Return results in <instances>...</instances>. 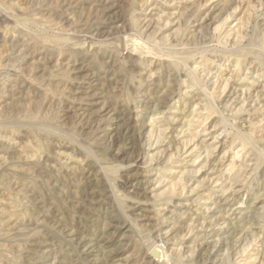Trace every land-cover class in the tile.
Listing matches in <instances>:
<instances>
[{"label": "rangeland", "instance_id": "obj_1", "mask_svg": "<svg viewBox=\"0 0 264 264\" xmlns=\"http://www.w3.org/2000/svg\"><path fill=\"white\" fill-rule=\"evenodd\" d=\"M172 1L0 0V264H264V0Z\"/></svg>", "mask_w": 264, "mask_h": 264}, {"label": "bare ground", "instance_id": "obj_2", "mask_svg": "<svg viewBox=\"0 0 264 264\" xmlns=\"http://www.w3.org/2000/svg\"><path fill=\"white\" fill-rule=\"evenodd\" d=\"M148 1H149V0H148ZM170 1H172V0H170ZM179 1H181V0H179ZM209 1H210V0H209ZM226 1H227V0H226ZM66 2H67V1H66ZM172 2H173V1H172ZM207 2H208V1H207ZM222 2H223V0H222ZM225 4H226V3H225ZM33 5H34V4H33ZM222 5H223V4H222ZM71 6H72V5H71ZM32 7H33V6H32ZM215 7H216V6H215ZM212 8H213V7H212ZM184 9H186V8H184ZM136 11H137V10H136ZM134 12H135V11H134ZM184 12H185V11H184ZM184 12H183V14L185 15ZM193 12H194V11H193ZM8 13H9V12H8ZM232 13H233V12H232ZM135 14H136V13H135ZM183 14H182V15H183ZM186 14H187V11H186ZM188 14H189V13H188ZM180 15H181V14H180ZM180 15H179V16H180ZM227 15H228V14H227ZM231 15H232V14H231ZM5 16H7V15H5L4 12L0 11V23H1V22H4ZM7 17H8V16H7ZM9 17H10V16H9ZM186 17H187V16H186ZM186 17H185V18H186ZM229 17H230V16H229ZM17 18H18V17H17ZM130 18H131V17H130ZM136 18H137V17H136ZM183 18H184V17H183ZM24 19H25V18H24ZM140 19H141V18H140ZM7 20H8V19H7ZM138 20H139V19H138ZM144 20H145V19H144ZM185 20H187V19H185ZM185 20H184V21H185ZM5 21H6V20H5ZM27 21H28V20H27ZM27 21H26V22H27ZM132 21L134 22V20H132ZM26 22H25V23H26ZM136 22H137V21H136ZM142 22H143V21H142ZM144 22H145V21H144ZM9 23H10V22H9ZM9 23H8V24H9ZM17 23H18V22H17ZM168 23H169V22H168ZM179 23H180V22H179ZM179 23H178V24H179ZM183 23H184V22H183ZM188 23H189V21H188ZM4 24H5V23H4ZM136 24H137V23H136ZM136 24H135V25H136ZM148 24H149V23H148ZM166 24H167V23H166ZM178 24H177V25H178ZM184 24H185V23H184ZM186 24H187V23H186ZM9 25H10V24H9ZM27 25H28V24H27ZM27 25H26V26H27ZM179 25H180V24H179ZM182 25H183V24H182ZM187 25H188V24H187ZM2 26H3V25H2ZM10 26H11V25H10ZM13 26H14V25H13ZM19 26H20V25H19ZM22 26H23V25H22ZM138 26L140 27L139 24H138ZM138 26H137V28H138ZM143 26H144V25H142L141 28H143ZM0 27H1V26H0ZM20 27H21V26H20ZM23 27H25V26H23ZM41 27H42V26H41ZM144 27H145V26H144ZM147 27H148V26H147ZM149 27H150V26H149ZM239 27H240V26H239ZM21 28H22V27H21ZM183 28H184V27H183ZM24 29H25V28H24ZM26 29H27V28H26ZM146 29H148V28H146ZM151 29H152V28H151ZM179 29H181V27H179ZM189 29H190V28H189ZM239 29H241V28H239ZM16 30H17V29H16ZM20 30H21V29H20ZM243 30H244V29H243ZM23 31H24V30H23ZM28 31H29L28 33L30 34V37H32V33H30V30H29V29H28ZM32 31H33V30H32ZM32 31H31V32H32ZM137 31H138V30H137ZM137 31H136V32H137ZM139 31H140V29H139ZM146 31H147V30H146ZM152 31H153V30H152ZM234 31H235V30H234ZM238 31H239V30H238ZM241 31H242V30H241ZM26 32H27V31L25 30L24 33L27 34ZM34 32H35V31H34ZM142 32H144V31H142ZM142 32H141V33H142ZM149 32H150V31H149ZM156 32H157V31H156ZM183 32H185V31H183ZM183 32H181V33L183 34ZM236 32H237V30H236ZM3 33H4V32H2V34H3ZM36 33L39 35V33H42V32H39V33L36 32ZM36 33H33V34L35 35ZM141 33H140V34H141ZM153 33H155V32H153ZM199 33H200V32H199ZM2 34H1V35H2ZM25 34H24V36H25ZM29 34H28V35H29ZM37 34H36V35H37ZM42 34H43V33H42ZM42 34H40V36H41ZM136 34H137V33H136ZM189 34H190V33H189ZM189 34H188V35H189ZM194 34H195V33H194ZM194 34H193V36H194ZM237 34H239V32H238ZM237 34H236V35H237ZM36 35H35V36H36ZM38 35H37V36H38ZM141 35H142V34H141ZM143 35H144V34H143ZM147 35H148V38H149L151 35L153 36V34L150 35L149 33H147ZM177 35H178V34H177ZM243 35H244V34H243ZM4 36H5V35H4ZM37 36H36V37H37ZM195 36H196V35H195ZM202 36H203V34H202ZM5 37H7V36H5ZM10 37H11V36H10ZM41 37H42V36H41ZM43 37H44V36H43ZM46 37H47V36H46ZM145 37H146V36H145ZM145 37H144L143 39H145ZM198 37H199V36H198ZM26 38H27V37H26ZM28 38H29V37H28ZM37 38H38V37H37ZM151 38H152V37H151ZM154 38H155V37H153V39H151V40H154ZM156 38L158 39L159 37H156ZM156 38H155V39H156ZM196 38H197V37H196ZM234 38H235V36H234ZM23 39H24V38H23ZM33 39H35V38L32 37V40H33ZM45 39H47V38H45ZM45 39H43V41H44ZM149 39H150V38H149ZM149 39H148V40H149ZM163 39H164V38H163ZM165 39H167V36L165 37ZM182 39H183V38H182ZM187 39H188V38H187ZM193 39H194V37H193ZM197 39H199V38H197ZM197 39H196V40H197ZM235 39H236V38H235ZM30 40H31V39H30ZM30 40H29V41H30ZM36 40H37V39H35V41H36ZM38 40H40V39H38ZM47 40H49V39H47ZM50 40H51V39H50ZM145 40H146V39H145ZM188 40H189V39H188ZM188 40H187V41H188ZM200 40H201V39H200ZM237 40H238V39H237ZM239 40H240V39H239ZM239 40H238V41H239ZM3 41H4V40H3ZM26 41H27V40H26ZM29 41H28V42H29ZM40 41H42V40H40ZM146 41H147V40H146ZM146 41H145V42H146ZM158 41H159V40H158ZM187 41H186V42H187ZM234 41H235V40H234ZM9 42H10V41H9ZM15 42H16V41H15ZM140 42H141V41H140ZM151 42H152V41H151ZM151 42H150V43H151ZM166 42H169V40L166 41ZM183 42H184V41H183ZM3 43H4V42H3ZM17 43H19V42H17ZM26 43H27V42H26ZM26 43H25V44H26ZM36 43H37V42H36ZM156 43H157V41H156ZM163 43H164V42H163ZM163 43H162V44H163ZM169 43H171V42H169ZM169 43H167V44H169ZM176 43L180 44L179 41L176 42ZM197 43H198V42H197ZM0 44H1V43H0ZM4 44H5V43H4ZM74 44H75V43H74ZM77 44H78V43H77ZM77 44H75V45H77ZM146 44H147V42H146ZM151 44H154V43L152 42ZM157 44H158V43H157ZM162 44H161V45H162ZM171 44H172V43H171ZM173 44H174V43H173ZM183 44H185V43H182L181 45L183 46ZM189 44H191V43H189ZM6 45H7V44H5V46H6ZM40 45H41V44H40ZM80 45H82V44L80 43ZM141 45H142V44H140V46H141ZM154 45H155V44H154ZM163 45H164V44H163ZM5 46H3V47H5ZM7 46H8V45H7ZM7 46H6V47H7ZM10 46H11V45H10ZM10 46H9V47H10ZM37 46H38V45H37ZM140 46H139L138 48H140ZM142 46H143V45H142ZM159 46H160V45H159ZM164 46H166V45H164ZM168 46H170V48H173V47H171V46H173V45H170V44H169ZM27 47H28V46H27ZM74 47H75V46H74ZM143 47H145V46H143ZM176 47H178L177 44H176ZM16 48H17V47H16ZM20 48H21V47H20ZM141 48H142V47H141ZM146 48H148V47H146ZM146 48H144V49H146ZM183 48H186V47H183ZM11 49H14V50H15L14 47H13V48L11 47ZM11 49H9V52H10ZM238 49H239V48H238ZM146 50H147V49H146ZM184 50H187V49H184ZM184 50H183V54H184ZM233 50H236V49L233 48ZM11 51H12V50H11ZM18 51H19V50H18ZM144 51H145V50H144ZM144 51H143V52L141 51L142 54H144ZM148 51H149V49H148ZM148 51H145V54H146ZM230 51H231V50H230ZM239 51H240V49H239ZM239 51H238V52H239ZM3 52H5V50H4ZM6 52L8 53V51H6ZM6 52H5V53H6ZM139 52H140V51H139ZM141 52H140V53H141ZM149 52H150V51H149ZM228 52H229V51H228ZM240 52H245V53H246V50H245V51H240ZM247 52H248V51H247ZM249 52H250V51H249ZM249 52H248V55H249ZM14 54H15V53H14ZM18 54H19V53H18ZM230 54H231V53H230ZM236 54H237V51H236ZM251 54H252V52H250V55H251ZM6 55H7V54H6ZM10 55H11V53H10ZM146 55H147V54H146ZM185 55H186V54H184L183 56H185ZM256 55H257V54H256ZM256 55H255V57H256ZM143 56H144V55H143ZM186 56H187V55H186ZM237 56H238V55H236L235 57H237ZM241 56H242V55H241ZM258 56H259L260 58L262 57V56H260V55H258ZM258 56H257V58H259ZM139 57H141V56H139ZM253 57H254V56H253ZM184 58H185V57H184ZM238 58H239V57H238ZM10 59H11V58H10ZM159 59H160V58H159ZM236 59H237V58H236ZM236 59H235V60H236ZM241 59H242V58H241ZM251 59H252V58H251ZM16 60H17V59H16ZM170 60H171V59H170ZM245 60H246V58H245ZM258 60H259V59H258ZM260 60H261V59H260ZM262 60H264V58H262ZM174 61H175V60H174ZM174 61L172 60V61H170V63L172 62V64H173V63H175ZM181 61H182V60H181ZM181 61L178 59V64H179V62L181 63ZM239 61H240V60H239ZM159 62H160V61H159ZM263 62H264V61H263ZM7 63H8V62H7ZM184 63H185V65H186V62H184ZM184 63H182L183 66H185ZM238 63H239V62H238ZM258 63H259V61H258ZM162 64H163V63H162ZM162 64H161V65H162ZM176 64H177V63H176ZM0 65H1V64H0ZM6 65H7V64H6ZM182 65H181V66H182ZM174 66H175V65H174ZM179 66H180V65H179ZM181 66H180V67H181ZM186 66H188V65H186ZM175 67H176V66H175ZM177 67H178V66H177ZM260 67H262V66H260ZM181 68H182V67H181ZM186 68H187V67H186ZM186 68H185V69H186ZM190 68H191V67H190ZM177 69H178V68H176V70H177ZM195 69H197V67H196ZM204 70H205V69H204ZM178 71H179V70H178ZM192 71H193V70H192ZM190 72H191V71H189V73H190ZM259 72H260V71H259ZM259 72H258V73H259ZM189 73H188V74H189ZM207 73H208V72H207ZM209 73H210V72H209ZM201 74H202V73H201ZM260 74H261V73H260ZM6 75H7V74H6ZM182 75H183V74H182ZM203 75H204V74H203ZM2 76H4V75H2ZM9 76H10V75H9ZM188 76H189L190 78H193V77L190 76V75H188ZM263 76H264V75H263ZM263 76H262V77H263ZM169 78H171V77H169ZM204 78H205V77H204ZM263 78H264V77H263ZM2 79H3V78H2ZM205 79H206V78H205ZM216 79H217V78H216ZM192 80H194V79H192ZM195 80H196V78H195ZM197 80H198V76H197ZM197 80H196V81H197ZM263 80H264V79H263ZM1 81H2V80H1ZM200 81H201V79H200ZM214 81H215V80H214ZM214 81H213V83H214ZM216 81H217V80H216ZM226 81H227V80H226ZM226 81H225V82H226ZM180 82H181V81H180ZM194 82H195V81H194ZM198 82H199V81H198ZM207 82H208V81H207ZM219 82H220V80H219ZM74 83H75V82H74ZM177 83H178V82H177ZM177 83H176V84H177ZM200 83H201V82H200ZM215 83H216V82H215ZM187 84H188V83H187ZM227 84H228V83H227ZM169 85H170V84H169ZM198 85H199V84H198ZM214 85H215V84H214ZM254 85H255V84H254ZM194 86H195V85H194ZM212 86H213V85H212ZM212 86H211V87H212ZM0 87H1V86H0ZM3 87H4V86H3ZM3 87H2V88H3ZM176 87H177V86H176ZM190 87H191V86H190ZM192 87H193V85H192ZM198 87H199V86H198ZM225 87L227 88L226 85H225ZM162 88H163V87H162ZM170 88H171V87H170ZM221 88H223V87H221ZM226 88H224V89H226ZM101 90H102V89H101ZM165 90H166V89H165ZM195 90H196V89H195ZM198 90H199V89H198ZM201 90H202V89H201ZM206 90H207V89H206ZM222 90H223V89H222ZM235 90L237 91V89H235ZM3 91H4V90H3ZM3 91H2V92H3ZM202 91H203V90H202ZM204 91H205V90H204ZM208 91H209V90H208ZM231 91H232V90H231ZM162 92H163V91H162ZM165 92H166V91H165ZM172 92H173V90H172ZM185 92H186V91H185ZM200 93H201V92H200ZM203 93L205 94V92H203ZM209 93H210V92H209ZM236 93H237V92H236ZM167 94H168V93H167ZM191 94H192V93H191ZM207 94H208V93H207ZM207 94H206V95H207ZM230 94H231V93H230ZM94 95H95V94H94ZM160 95H161V93H160ZM200 95L202 96V94H200ZM210 95H211V94H210ZM162 96H163V95H162ZM208 96H209V95H208ZM208 96H206V97L208 98V101H209V102H210V100L212 101V99H210ZM211 96L213 97V95H211ZM234 96H235V95H234ZM262 96H264V95H262ZM163 97H164V96H163ZM212 97H211V98H212ZM232 97H233V96H232ZM238 97H239V96H238ZM240 97H241V96H240ZM242 97H244V96H242ZM259 97H260V96H259ZM191 98H192V97H191ZM247 98H248V97H247ZM209 99H210V100H209ZM243 99H244V98H243ZM256 99H258V98H256ZM157 100H158V99H157ZM213 100H214V98H213ZM233 100H234V99H233ZM237 100H238V99H237ZM254 100H255V98H254ZM201 101H202V100H201ZM240 101H242V98H241ZM245 101H246V100H245ZM245 101H244L243 104L246 103ZM163 102H164V101H163ZM203 102H204V101H203ZM248 102H249V101H248ZM253 102H255V101H253ZM210 103H211V102H210ZM213 103H214V102L212 101V106H213ZM227 103H228V102H227ZM259 103H260V101H259ZM205 104H206V102H205ZM214 104H215V103H214ZM238 104H239V103H238ZM243 104H241V106H243ZM250 104H251V103H250ZM256 104H258V103H256ZM157 105H158V104H157ZM195 105H196V104H195ZM229 105H232V104L229 103ZM239 105H240V104H239ZM246 105H247V104H246ZM252 105H254V104H252ZM153 106H154V105H153ZM208 106H209V105H208ZM215 106H217V105H214L215 111H218V110H216L217 107H215ZM233 106H234V105H233ZM237 106H238V105H237ZM166 107H167V106H166ZM196 107L198 108V106H196ZM204 107H205V111H206L207 108H206V106H204V105H203V109H201V110H204ZM247 107H248V106H247ZM252 107H253V106H252ZM254 107H255V106H254ZM197 108H196V110H197ZM208 108H209V107H208ZM212 108H213V107H212ZM214 108H213V111H214ZM74 109H75V108H74ZM235 109H237V108H235ZM241 109H242V108H241ZM241 109H240V110H241ZM251 109H252V108H251ZM160 110H161V109H160ZM160 110H159V111H160ZM242 110L244 111L245 109H242ZM251 111H252V110H251ZM246 112H247V110H246ZM199 113H200V112H199ZM216 113H218V112H216ZM237 113H239V112H237ZM244 113H245V112H244ZM158 114H159V113H158ZM214 114H215V113H214ZM135 116H137V115H135ZM222 117H223V116H222ZM114 118H115V117H114ZM153 118H154V117H153ZM220 118H221V117H220ZM195 120H196V119H195ZM263 120H264V119H263ZM123 122H124V121H123ZM200 122H202V121L200 120ZM125 123H126V120H125V122H124L123 124H125ZM197 123H198V122H197ZM221 123H223V122H221ZM221 123H220V124H221ZM2 124H3V123H2ZM190 124H191V123H190ZM254 124H255V123H254ZM120 125H122V124H120ZM192 125H194V124H192ZM192 125H191V126H192ZM215 125H216V124H215ZM215 125H214V126H215ZM252 125H253V124H252ZM117 126H118V125H117ZM123 126H124V125H123ZM127 126H128V125H127ZM127 126H126V127H127ZM152 126H154V125H152ZM254 126H255V125H254ZM101 127H102V126H101ZM231 127H232V126H231ZM262 127H263V125H262ZM225 128H227L226 125H225ZM234 128H235V127H234ZM127 129H128V127H127ZM129 129H130V128H129ZM235 129H236V128H235ZM229 131H230V130H229ZM4 132H5V131H4ZM128 132H129V131H128ZM149 132H151V130H150ZM149 132H148V133H149ZM153 132H154V131H153ZM223 132H224V131H223ZM230 132H231V131H230ZM238 132H239V131H238ZM151 133H152V132H151ZM231 133H233V132H231ZM241 133H244V131L241 132ZM153 134H154V133H153ZM153 134H152V135H153ZM183 134H184V133H183ZM247 134H248V132H247ZM247 134L245 133L244 136H246ZM147 135H149V134H147ZM220 135H221V134H219V136H220ZM233 135H234V134H233ZM235 135H237L236 132H235ZM238 135H239V133H238ZM238 135H237V137L240 138V136H238ZM241 135H242V134H241ZM248 135H249V134H248ZM190 136H191V135H190ZM219 136H218V137H219ZM244 136H242L243 139H244ZM251 136H252V135H250V136H248V137L246 136V137H247V138H250ZM258 136H259V133H258ZM146 137H147V136H146ZM150 137H151V135H150ZM218 137H217V138H218ZM232 137L235 138V136H232ZM252 137H253V136H252ZM255 137H256V136H255ZM262 137H264V135H263ZM147 138H148V137H147ZM234 138H233V140H232L233 143L236 142V138H235V139H234ZM256 138H257V137H256ZM256 138L253 137V138H252V139H254L253 141H255ZM192 139H193V138H192ZM237 139H238V138H237ZM252 139H251V140H252ZM126 140H127V139H126ZM130 140H131V139H130ZM246 140H247V139H246ZM258 140H259V139H258ZM192 141H193V140H192ZM232 141H231V143H232ZM249 141H250V139H249ZM253 141H251V145H253V144H252ZM244 142H245V139H244ZM191 143H192V142H191ZM191 143H190V144H191ZM224 143H226V142H224ZM224 143H223V144H224ZM255 144H256V143H255ZM255 144H254L253 146H256V145H257V144L255 145ZM248 145H250V144L248 143ZM187 146H188V145H187ZM261 146H262V145H261ZM133 147H134V145H133ZM195 147H196V146H195ZM212 147H213V146H212ZM226 147H227V146H226ZM240 147H241V149H245V148L247 147L246 142H245V143H242ZM210 148H211V147H210ZM260 148H261V151H262V149H263L264 147H263V148L260 147ZM260 148H259V149H260ZM193 149H194V147H193ZM199 149H200V148H199ZM211 149H213V148H211ZM254 149H255V148H254ZM194 150H195V149H194ZM209 150H210V149H209ZM224 150H226V149H224ZM224 150H223V151H224ZM256 150H257V149H256ZM263 150H264V149H263ZM206 151H208V149H207ZM249 151H250V150H249ZM257 151H258V150H257ZM257 151H256V152H257ZM261 151L259 150V152H261ZM212 152H213V150H212ZM225 152L227 153V151H225ZM259 152H258V153H259ZM117 153H118V152H117ZM205 153H206V152H205ZM224 154H225V153H224ZM261 154H262V152H261ZM208 155H209V154H208ZM263 155H264V154H263ZM263 155H260V157L263 156ZM237 156H238V155H237ZM260 157H259V158H260ZM220 158H221V157H220ZM254 158H255V156H254ZM224 159H225V157H224ZM263 159H264V157H263L261 160H263ZM208 160H209V159H208ZM259 161H260V160H259ZM221 162H222V161H221ZM262 162H263V161H262ZM263 163H264V162H263ZM258 166L260 167V165H258ZM252 168H253V167H252ZM252 168H251V169H252ZM101 169H102V168H101ZM103 169H104V168H103ZM258 169H259V168H258ZM252 170H253V169H252ZM222 177L224 178V176H222ZM107 183H108V182H107ZM110 186H111V185H110ZM174 186H175V185H174ZM183 186H184V185H183ZM186 186H187V185H186ZM180 187H181V186H180ZM185 189H186V188H185ZM237 191H238V190H237ZM241 191H242V190H241ZM202 193H203V192H202ZM182 194H183V193H182ZM260 194H261V192H260ZM197 196H198V195H197ZM206 196H207V195H206ZM255 196H256V195H254V197H255ZM258 196H260V195H258ZM171 197H172V196H171ZM208 199H209V198H208ZM224 200H225V199H224ZM226 200H227V198H226ZM232 200H233V199H232ZM227 201H229V200H227ZM254 201H255V200H254ZM239 204H240V203H239ZM255 211H256V210H255ZM259 211H260V209H259ZM242 212H243V211H242ZM124 213H125V212H124ZM126 214H127V213H126ZM218 214H219V213H218ZM247 215H248V214H247ZM255 215H257V214H255ZM259 215H260V214H259ZM263 216H264V215H263ZM126 217H127V216H126ZM217 217H218V216H217ZM242 217H243V216H242ZM257 217L259 218V216H257ZM129 218H130V217H129ZM214 218H216V216H214ZM219 218H220V217H219ZM260 218H261V217H260ZM212 220H213V218H212ZM216 220H217V219H216ZM129 221H130V220H129ZM214 221H215V220H214ZM214 221H213V223H214ZM228 221H229V220H228ZM260 221H261V220H260ZM262 221H264V220H262ZM210 222H211V221H210ZM230 222H231V221H230ZM239 222H240V221H239ZM215 223H216V222H215ZM252 223H253V222H252ZM124 224H125V223H124ZM240 224H241V223H240ZM240 224H239V225H240ZM125 225H126V224H125ZM209 225H210V224H209ZM219 225H220V224H219ZM245 225H246V224H245ZM130 226H131V225H130ZM212 226H213V225H212ZM256 226H257V225H256ZM213 227H214V226H213ZM225 227H226V225H225ZM238 227H239V226H238ZM244 227H247V226H244ZM132 228H133V227H132ZM233 228H234V227H233ZM236 228H237V227H236ZM236 228H235V229H236ZM240 228H241V227H240ZM248 228H249V227H247V231L250 229V228H249V229H248ZM137 229H138V228H137ZM231 229H232V227H231ZM135 230H136V229H135ZM226 230H227V229H226ZM228 230H229V229H228ZM237 230H240V229H237ZM253 230H254V229H253ZM72 231H73V230H72ZM72 231H71V232H72ZM136 231H137V230H136ZM233 231H234V230H233ZM240 231H241V232H240ZM240 231H239V232L242 233L243 230L241 229ZM247 231H246V229L244 230L245 233H246ZM250 231H251V230H250ZM250 231H249V232H250ZM254 231H255V230H254ZM73 232H74V231H73ZM78 232H79V231H78ZM137 232H138V231H137ZM139 232H140V231H139ZM139 232H138V233H139ZM227 232H228V231H227ZM229 232H230V231H229ZM229 232H228V234H229ZM231 232H232V231H231ZM257 233H258V232H257ZM228 234H227V235H228ZM254 234H255V233H253L252 235H254ZM240 235H241V234H240ZM240 235H238V236H240ZM245 235L248 236V235H251V234H245ZM245 235H244V236H245ZM257 235H258V234H257ZM223 236H224V234H223ZM223 236L221 237V235H220L221 238H223ZM231 236H232V235H231ZM231 236H230V237H231ZM244 236H243V237H244ZM247 236H246V237H247ZM214 238H215V237H214ZM217 238H218V237H217ZM221 238H220V239H221ZM228 238H229V235H228ZM228 238L226 239V236H225L224 239L228 240ZM234 238H235V237H233V239H234ZM238 238H239V237H238ZM244 238H245V237H244ZM80 239H82V238H80ZM83 239H84V238H83ZM83 239H82V240H83ZM218 239H219V238H218ZM218 239L215 240V241H213V242H214V243H215V242H216V243L220 242L221 240L218 241ZM224 239H223L224 242L222 241L223 243L226 242ZM229 239H230V238H229ZM239 239H240V238H239ZM250 239H253V237H251ZM254 239H255V238H254ZM256 239H258V238H256ZM245 240H246V239H245ZM150 241H151V240H150ZM235 241H236V240H235ZM254 241H255V240H254ZM211 242H212V241H211ZM229 242H230V241H229ZM236 242H238V241H236ZM249 242H250V241H249ZM249 242H248V243H249ZM89 243H90V242H89ZM153 243H154V242H153ZM216 243H215V246H216ZM245 243H246V242H245ZM245 243H243V244H245ZM95 244H96V243H95ZM221 244H222V243H221ZM230 244H231V243H230ZM243 244H241V245L243 246ZM85 245H86V244H85ZM90 245H92V244H90ZM96 245H97V244H96ZM223 245H227V243H226V244H223ZM232 245H233V243H232ZM239 245H240V244H239ZM246 245H247V243H246ZM88 246H89V245H88ZM229 246H230V245H229ZM248 246H249V245H248ZM91 247H92V246H91ZM153 247H154V246H153ZM227 247H228V246H227ZM245 248H246V247H245ZM151 249H153V248H151ZM212 249H213V248H212ZM89 250H90V249H89ZM244 250H245V249H244ZM246 250H247V249H246ZM153 251L156 252V253H154V254L156 255V257H153L154 255H153V256L151 255L152 258H157V255H159V253L163 252V255L161 254V255H162V259H163V257H164V259H163L162 261H163L164 263L167 261V259H168V255H167V254H168V253H167V254L165 253L166 255L164 256V252H165V251H164V250L161 251V248H160V247H156V248H154ZM153 251H152V252H153ZM160 251H161V252H160ZM150 252H151V250H150ZM210 252H211V251H210ZM220 252H221V251H220ZM226 252H227V251H226ZM226 252H225V253H226ZM245 252H246V251H245ZM217 253H218V252H217ZM236 254H237V253H236ZM257 255H258V254H257ZM67 256H68V255H67ZM194 256H195V255H194ZM220 256H221V255H220ZM226 256H227V255H226ZM151 257H150V258H151ZM170 257H171V256H170ZM152 258H151V260H152ZM215 258H216V257H215ZM172 259H173V257H172ZM220 259H221V258H220ZM255 259H256V258H255ZM258 259H259V258H258ZM146 260H147V259H146ZM156 260H157V259H156ZM177 260H178V259H177ZM197 260H198V259H197ZM197 260H196V261H197ZM215 260H216V259H215ZM153 261H154V260H153ZM213 261H214V260H213ZM213 261H212V262H213ZM226 261H227V260H226ZM259 261H260V260H259ZM149 262H150V261H149ZM180 262H183V261L180 260ZM164 263H163V264H164ZM218 263H220V262H218ZM226 263H227V262H226ZM165 264H166V263H165ZM184 264H185V263H184ZM216 264H217V263H216ZM228 264H230V262H229Z\"/></svg>", "mask_w": 264, "mask_h": 264}]
</instances>
